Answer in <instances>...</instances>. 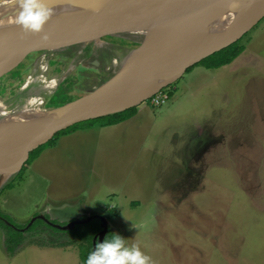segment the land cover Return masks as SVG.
<instances>
[{"label":"rangeland","instance_id":"rangeland-1","mask_svg":"<svg viewBox=\"0 0 264 264\" xmlns=\"http://www.w3.org/2000/svg\"><path fill=\"white\" fill-rule=\"evenodd\" d=\"M124 37L103 36L119 59L143 40ZM51 41L59 46V39L35 43ZM239 44L244 50L230 65L198 64L155 95L158 106L152 98L138 105L144 113L136 121L96 139L60 136L57 148L46 147L21 178L8 180L12 189L0 190V212L19 231L44 211L61 225L104 216L153 264H264V19ZM35 59L30 52L25 64L16 61L0 76L6 107L18 100L34 70L24 66ZM86 64H76L56 93L42 96L40 111L76 101L103 81ZM48 73L45 79L65 72ZM24 236L10 257L0 228V264H81L75 247L35 244L65 241L64 234L44 229L40 237Z\"/></svg>","mask_w":264,"mask_h":264},{"label":"water","instance_id":"water-1","mask_svg":"<svg viewBox=\"0 0 264 264\" xmlns=\"http://www.w3.org/2000/svg\"><path fill=\"white\" fill-rule=\"evenodd\" d=\"M2 1L4 0H0ZM49 2L53 15L42 33L24 32L16 23L15 12L0 25V76L30 52L40 51L41 49L32 46L36 41L64 39V42L58 43L60 48L57 51L65 49L74 38L102 45L105 43L104 35L114 34L106 33L98 26L123 14L138 12L146 15L145 34L139 46L129 52L118 72L109 81L63 107L37 113L13 130L0 143V177L12 171L14 175L19 173L23 166L27 165L31 153L49 143L60 132L83 122L138 107L181 78L189 68L239 41L264 19V0H49ZM173 21H179L182 28L193 23L218 27L237 23V28H243L240 36L233 42L190 58L184 66L182 76L176 78L177 65L187 45L186 38H182L180 51L161 80L156 84L149 82L145 84L144 78L162 48L165 27ZM92 28L94 29L91 31ZM45 34L48 39L43 38ZM141 88L144 92L148 91L145 96L136 104L119 109L125 100ZM4 185L0 186V190ZM39 219L60 231H71L77 225L99 219L102 230L94 237L93 247L96 243L103 242L110 229L107 218L101 215L78 218L61 225L40 214L20 231L26 232Z\"/></svg>","mask_w":264,"mask_h":264},{"label":"bare ground","instance_id":"bare-ground-1","mask_svg":"<svg viewBox=\"0 0 264 264\" xmlns=\"http://www.w3.org/2000/svg\"><path fill=\"white\" fill-rule=\"evenodd\" d=\"M15 11V0H4L0 2V25L12 16ZM237 26V23L229 24L224 27L193 23L182 28L179 21L169 23L164 30L162 48L153 60L149 72L144 78V83L146 84L149 82L150 84H156L161 80L169 69L172 60L176 58L177 53L180 51L182 38H186L187 45L179 60V64L177 65L178 71L176 78L182 76V71L186 62L193 56L209 49L222 47L236 40L240 36L243 28H237ZM98 28L103 29L106 33H112L117 36H130L140 39L143 38L145 34L146 15L138 12L123 14L104 21L98 26ZM93 29L94 28L90 30L92 31ZM64 41L65 40L63 39L55 43H62ZM52 43L53 41L41 44L34 43L32 46L41 49L44 52L47 51L54 53L60 48V46L51 45ZM86 55L87 53L85 52L81 53L76 58L75 63L84 61ZM74 70L75 65H72L70 70L64 73L62 77L56 76L52 79L46 80L44 77L47 71L46 59L45 57L40 58L33 72L21 88L18 100L10 102L7 107L0 101V143L23 122L41 112L42 96L53 93L58 84L62 83L64 77ZM147 92L148 91L144 92L143 88H141L140 91L125 100L119 109H124L136 104L143 96H145V94H147ZM35 94H38L39 98L32 96ZM14 174V171H12L5 175H1L0 186L4 185L9 178L14 176Z\"/></svg>","mask_w":264,"mask_h":264},{"label":"trees","instance_id":"trees-1","mask_svg":"<svg viewBox=\"0 0 264 264\" xmlns=\"http://www.w3.org/2000/svg\"><path fill=\"white\" fill-rule=\"evenodd\" d=\"M240 41V40H239ZM239 41L235 42L234 44L228 46L225 49H222L221 51L215 53L214 55L206 58L205 60L201 61L199 64H203L206 68L208 69H217L226 65L231 64L244 50V46L239 44ZM84 67V66H83ZM90 67V66H86ZM92 68V67H90ZM193 68V67H192ZM189 68L186 72H188L190 69ZM82 69V68H81ZM92 72H95L94 69L90 70ZM91 75V74H90ZM91 77V76H90ZM89 76L85 77L87 80L90 78ZM102 82L99 84L101 85ZM137 112V107H133L130 109H127L123 112L113 114L110 116L102 117L99 119L95 120H90L85 123L93 125L95 123H104L106 125H114L118 124L120 122L126 121L133 116H135ZM80 127V124L75 125L63 132H60L57 134L54 139H52L49 143L46 145L40 147L39 149L35 150L34 152L31 153L30 161L34 160L43 149L46 147L53 145L60 136L66 135L68 133H71L75 130H77ZM27 163V164H28ZM26 169V166H23V168L20 170V172L17 174V177H22ZM13 186L11 182L6 183L4 187L2 188L1 191L4 189H12ZM0 191V193H1ZM47 218H50L49 216H46ZM12 223L9 220V217L6 215L2 214L0 212V228L5 230L8 234L7 240L5 242L6 244V251L10 257H13L15 255V249L24 242L25 236L22 231H19L18 229L13 228L10 224ZM54 223L56 221L53 220ZM13 224V223H12ZM19 229L24 228L25 226H16ZM46 229L49 230V232L55 236V235H65L67 236V240L65 241H55V240H47L45 242H36L35 244L39 247H50V248H67V247H75L78 249L79 252V257L81 264H84L85 259L90 251L94 249L93 247V240L94 237L102 230L101 228V221L99 219H94L91 222L83 225H77L74 230L71 231H60L58 229H55L49 225H47L43 220H37L27 231L26 233H30L34 238L35 237H40L42 235V231ZM112 232L110 229L106 235L111 236ZM105 237V238H106ZM55 238V237H54ZM53 239V238H51Z\"/></svg>","mask_w":264,"mask_h":264},{"label":"crops","instance_id":"crops-1","mask_svg":"<svg viewBox=\"0 0 264 264\" xmlns=\"http://www.w3.org/2000/svg\"><path fill=\"white\" fill-rule=\"evenodd\" d=\"M105 45H108L106 43V41L102 45H97L95 43H89L87 41L84 42V41H81V40L74 38L73 40H71V42L69 43V45L65 49L60 50L59 52L56 51L57 52L56 55L52 56L50 58H48L47 52H44L42 50L33 51L36 53V59L34 60L35 62H33V63L28 62L24 67L29 68L33 64L32 67L35 68L37 61L40 58L45 57L46 67H47L49 73L55 74V73H59V72H65V73L68 72L70 70V68L72 67V65L77 64L80 66L81 63H83V62L87 63L88 61H90V62L93 61L92 63L94 64L96 70L97 71L99 70V73L102 74L101 76H102L103 81L101 80L102 81L101 85H103L104 83L109 81L118 72V70L121 67V64L124 62L127 55L129 54V53H127L125 55V57L119 59L120 57L117 54L113 53L109 49V47L105 48L104 47ZM113 46H116V45H113ZM119 46L121 47V45H119ZM83 52L87 53L86 59L82 62L75 63L76 58ZM28 55L29 54H27L24 58H22L19 61L20 62L19 67L21 65L25 64V62L27 61ZM71 61H72V65L68 68L67 65ZM94 62H98V63L95 64ZM100 65H101V69H100ZM102 66H104V67H102ZM81 68H79V69H81ZM211 70H214V69H211ZM103 75H106V76H103ZM47 76L49 77V75H47ZM67 76L65 77V79H67ZM44 77H46V75ZM52 78H54V77H51L50 79H52ZM46 80H49V79L46 78ZM60 85H61V83H60ZM60 85H58V88L55 89V91L53 93L57 92ZM101 85H98V86L96 85L95 87H92L91 89H89L85 93V95L92 92L93 90L100 87ZM138 108H139V106L137 107V112H136L135 116H133L132 118H130L126 121H123V122H120V123L114 124V125H106L104 123H95V124L89 125L87 127H79L76 131L73 132V134L63 135L62 140L70 139L74 135H79L82 138L87 136V135H92V137L95 139L100 138L102 135H108V131H111L118 126L129 123L131 121H136L138 119V117H140V115L144 113L141 109L139 110ZM59 143H60V139L57 140L55 142V144L50 146V147H52L50 149L57 148ZM45 212H48V211H44L41 214H47ZM25 241H26V238H25ZM25 241L19 246V248H23ZM53 249H56V248H53Z\"/></svg>","mask_w":264,"mask_h":264},{"label":"clouds","instance_id":"clouds-1","mask_svg":"<svg viewBox=\"0 0 264 264\" xmlns=\"http://www.w3.org/2000/svg\"><path fill=\"white\" fill-rule=\"evenodd\" d=\"M17 25L27 33L39 34L53 15L49 0H15ZM44 39H48L45 34ZM84 264H153L149 255L135 242L118 233L96 243Z\"/></svg>","mask_w":264,"mask_h":264},{"label":"built area","instance_id":"built-area-1","mask_svg":"<svg viewBox=\"0 0 264 264\" xmlns=\"http://www.w3.org/2000/svg\"><path fill=\"white\" fill-rule=\"evenodd\" d=\"M152 104L153 105H155V106H158L160 103H161V100H160V98L158 97V96H154V97H152ZM164 102V101H163Z\"/></svg>","mask_w":264,"mask_h":264},{"label":"flooded vegetation","instance_id":"flooded-vegetation-1","mask_svg":"<svg viewBox=\"0 0 264 264\" xmlns=\"http://www.w3.org/2000/svg\"><path fill=\"white\" fill-rule=\"evenodd\" d=\"M90 61H88L87 63H89ZM92 64V65H91ZM86 66H90V67H92L93 69L95 68V66H94V64L92 63V61L90 62V64L88 65V64H86V65H84V67H86ZM95 70V69H94Z\"/></svg>","mask_w":264,"mask_h":264}]
</instances>
